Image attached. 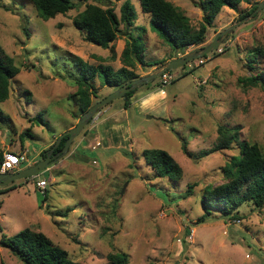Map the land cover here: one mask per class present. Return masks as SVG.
Instances as JSON below:
<instances>
[{
  "label": "rangeland",
  "instance_id": "1",
  "mask_svg": "<svg viewBox=\"0 0 264 264\" xmlns=\"http://www.w3.org/2000/svg\"><path fill=\"white\" fill-rule=\"evenodd\" d=\"M124 1L85 0L44 20L29 0H0V45L17 68L9 97L0 102L9 117L0 122L2 157L8 151L24 153L32 165L75 126L80 117L71 98L75 57L114 70L123 65L125 36L104 49L85 41L72 20L87 4L113 8L119 16ZM128 1L135 24L144 29L133 30L134 36L142 33L144 63L134 68L139 77L199 51L218 32L232 29L218 46L222 52L217 47L166 71L172 78L165 84L160 74L136 87L127 107L123 97L107 103L61 159L37 176L0 187V238L24 228L38 230L78 264H111L107 254L118 251L129 255V264H264V206L244 203L230 214L235 218L216 210L206 214L201 203L205 188L225 181L221 168L238 155L237 146L198 160L182 151L184 143L192 153L212 147L220 125L238 128L242 140L256 142L264 151V85L242 79L250 72L246 61L251 48L264 42V7L255 16L253 10L247 12L263 0L240 3L236 10L223 7L205 42L181 52L172 51L152 30L139 0ZM169 1L193 29L199 27L204 14L198 0ZM154 60L163 62L152 65ZM255 67L264 74V58ZM95 86L93 103L116 90L97 78ZM38 113L47 125L33 120ZM25 130L32 136L20 137ZM149 148L166 150L181 166L182 177L156 176L142 156ZM39 179L46 180L45 188L37 186ZM188 185L192 192L185 196ZM0 264L21 261L0 245Z\"/></svg>",
  "mask_w": 264,
  "mask_h": 264
},
{
  "label": "trees",
  "instance_id": "2",
  "mask_svg": "<svg viewBox=\"0 0 264 264\" xmlns=\"http://www.w3.org/2000/svg\"><path fill=\"white\" fill-rule=\"evenodd\" d=\"M29 1L33 3L38 16L47 20L57 14H65L70 9L75 8L77 2L85 0ZM243 2L249 3L250 0H198L196 3L204 15L199 27L193 29L184 12L169 0H139L142 12L149 16L152 30L174 52H181L190 46L202 45L205 42L208 27L212 26L214 18L222 8L228 7L236 10L238 5ZM254 8L255 6L247 14ZM119 10L118 16L113 8L87 4L72 20L74 27L83 33L85 41L104 49H112L113 41L120 35L127 38L120 55L123 65L117 70L108 64H89L81 58L75 57L74 64L77 74L73 77V84L76 86V90L71 98L74 99L79 115L94 104L93 98L97 97L96 78L102 79L103 85L115 89L127 81L139 78V75L135 74L134 68L137 62L144 63L142 58L143 45L140 44L141 32L144 33V29L135 24L136 14L128 0L121 4ZM135 29L136 31L141 30L136 36L133 33ZM260 58H264V42L250 50V56L246 61L250 72L242 78L245 80L244 84L255 85L261 81L264 85V74L255 71V64ZM161 62L163 61L154 60L152 65ZM146 65L150 64L147 63ZM167 71H172V69ZM16 73L17 68L12 64V58L0 45V102L9 97L10 81ZM135 91L131 90L123 96L126 107L131 103V97ZM8 120L9 117L0 108V122L5 123ZM33 120H38L43 125H47L40 113L33 117ZM217 133L216 143L198 153L190 152L185 143L182 145L183 153L194 160L219 150L230 149L233 144L239 149L238 155H232L221 168L225 181L214 187L204 189L201 203L205 213L210 214V210H216L222 215H230L244 203H249L255 208L263 207L264 151L262 147L256 142L242 140L236 127L226 128L220 125ZM20 135V137L32 136L28 130ZM66 138L67 135L61 139L55 148L56 151L63 147ZM53 144L50 145V148ZM45 155L46 150H43L40 157L44 158ZM142 156L156 176L168 177L173 181L182 177L181 166L166 150L149 148L143 151ZM2 159L0 153V163ZM192 188V185L187 186L185 196L191 194ZM45 198L43 195L42 203ZM204 218L205 215L203 214L197 221L201 222ZM189 231L190 229L187 230V232ZM0 245L16 256L21 264H78L68 257L65 249L55 245L46 234L30 228H24L12 236L2 235ZM107 259L111 264H129V255L122 251L107 254Z\"/></svg>",
  "mask_w": 264,
  "mask_h": 264
},
{
  "label": "water",
  "instance_id": "3",
  "mask_svg": "<svg viewBox=\"0 0 264 264\" xmlns=\"http://www.w3.org/2000/svg\"><path fill=\"white\" fill-rule=\"evenodd\" d=\"M263 7H264V0L256 4V7L253 10L252 14L254 16L257 15V13ZM231 29L232 26L225 28L221 32H218L214 36L213 41L200 48L199 51L191 52L177 59L170 60L169 62L163 64L162 67L158 68L152 73L146 74L134 80L127 81L108 96L96 101L91 107H89L84 113L80 115L75 126H73L69 130L62 132L57 137L53 146L48 150V154L46 158L41 159L35 162L34 164L24 167L16 172H5V173L0 172V187H5L15 180L39 175L41 172H43L45 169H47L49 166L57 162L65 155V153L68 151V147L72 142V140L81 132L84 126L101 110V108L104 105H106L107 103L111 102L114 99L123 97L127 92L134 90L136 87L151 81L152 79H154L155 77L159 76L160 74L164 73L169 69H176L178 67H182L187 62L210 53L222 43L223 37ZM65 135H67V138L65 139L63 147L57 152H55L53 155H51L50 153L53 152V150L57 147V145Z\"/></svg>",
  "mask_w": 264,
  "mask_h": 264
},
{
  "label": "built area",
  "instance_id": "4",
  "mask_svg": "<svg viewBox=\"0 0 264 264\" xmlns=\"http://www.w3.org/2000/svg\"><path fill=\"white\" fill-rule=\"evenodd\" d=\"M218 52H222V47L217 48ZM196 61V60H195ZM202 60H200L201 62ZM162 84L167 83L172 76L168 75L166 71L160 75ZM27 156L24 153H18V152H6L3 156V159L0 163V172H16L20 168V164L22 162H26ZM47 185V182L45 179H39L37 181V186L41 189L45 188Z\"/></svg>",
  "mask_w": 264,
  "mask_h": 264
},
{
  "label": "crops",
  "instance_id": "5",
  "mask_svg": "<svg viewBox=\"0 0 264 264\" xmlns=\"http://www.w3.org/2000/svg\"><path fill=\"white\" fill-rule=\"evenodd\" d=\"M28 163H29V161L22 162V163L20 164V168H24L23 166H25V165L28 166ZM27 166H26V167H27ZM29 166H30V165H29ZM20 168H19V169H20ZM19 169H18V170H19ZM18 170H17V171H18Z\"/></svg>",
  "mask_w": 264,
  "mask_h": 264
},
{
  "label": "flooded vegetation",
  "instance_id": "6",
  "mask_svg": "<svg viewBox=\"0 0 264 264\" xmlns=\"http://www.w3.org/2000/svg\"><path fill=\"white\" fill-rule=\"evenodd\" d=\"M49 149H50V148H49ZM55 152H57V151L54 149L53 152H51L50 154L53 155ZM47 154H48V152H47ZM47 154L45 155L44 158H46ZM44 158H41V159H44ZM19 170H20V169H19Z\"/></svg>",
  "mask_w": 264,
  "mask_h": 264
}]
</instances>
